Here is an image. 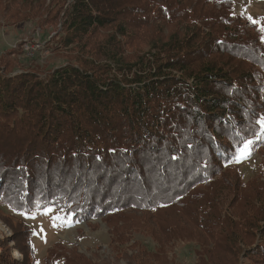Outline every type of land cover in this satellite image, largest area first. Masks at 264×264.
<instances>
[{
    "label": "trees",
    "instance_id": "1",
    "mask_svg": "<svg viewBox=\"0 0 264 264\" xmlns=\"http://www.w3.org/2000/svg\"><path fill=\"white\" fill-rule=\"evenodd\" d=\"M19 1L35 11L30 20L60 26L61 45L84 60L45 78L0 75V201L63 207L79 220L148 214L121 227L127 240L174 207L180 225L198 200L208 216L201 246L223 240L208 252L233 255L221 264H233L241 245L258 244L247 257L262 254L264 189L245 197L232 224L223 201L232 195L234 206L243 190L222 170L245 140L264 142V33L244 28L232 0ZM219 182L220 193L202 189Z\"/></svg>",
    "mask_w": 264,
    "mask_h": 264
},
{
    "label": "rangeland",
    "instance_id": "2",
    "mask_svg": "<svg viewBox=\"0 0 264 264\" xmlns=\"http://www.w3.org/2000/svg\"><path fill=\"white\" fill-rule=\"evenodd\" d=\"M50 1H47V5ZM213 1L218 3L225 0ZM232 4L234 14L241 17L244 28L252 33L260 32L261 27H264V0H232ZM30 11L31 9L24 7L19 0H0V75L9 71L8 76H20L36 70L37 76L45 78L49 72L59 67L75 63L76 60H84L83 53L75 48L76 45H61L65 33L61 31L60 26L46 25L41 18L30 20L26 14L35 12ZM249 17L257 23L253 24ZM157 30L158 28H152L147 33L148 36ZM141 45L143 47V44ZM132 48L126 52L129 57L137 46ZM261 114L264 117V107ZM252 149L249 158L239 163L235 160L222 170L230 178L239 180V188L243 190L244 198L234 206L229 204L232 195H228V199L223 201L224 208L230 209L232 224L245 213L248 203L245 197H253L257 189H264V142L256 148L253 144ZM39 177L44 180V175ZM202 189L211 195L213 191L222 192L225 187L219 182ZM27 195L29 196V193H25V196ZM8 196L12 199L10 194ZM257 197L259 196H256V199ZM15 202L16 207L0 201V264H221L224 260L233 259V255L224 249L212 254L208 252L215 250V246H222L223 240L219 243L206 241L205 247L201 246L206 240L203 228L204 221L208 223V216L199 214L196 209L198 200L193 202L191 210L187 209L188 206L182 209L187 212L188 218L183 219L185 222L180 225L177 220L182 219V213L179 214L178 207H174L173 215H168L171 210H167L160 214L157 222L148 219L147 222L141 223L137 233L130 232L128 241L126 237L120 238L121 227L128 220H145L148 214L130 211V217L79 220L72 217L63 207L49 206L54 211L49 215H41L37 209L26 211L24 205L18 204V200ZM195 213H198L199 217H196ZM33 215L35 219L31 218ZM54 215L70 218L73 226L53 227L51 217ZM193 217L197 222L192 221ZM228 225H231V222L223 221L218 229L223 233V228ZM217 233H220V230ZM226 234L225 230L223 235ZM206 245L210 246V250ZM257 245L253 243L249 248L239 246L240 250L238 253L235 251L236 259L233 264H264V252L247 257L249 251ZM20 247L26 249V256L21 255L18 250Z\"/></svg>",
    "mask_w": 264,
    "mask_h": 264
},
{
    "label": "snow or ice",
    "instance_id": "3",
    "mask_svg": "<svg viewBox=\"0 0 264 264\" xmlns=\"http://www.w3.org/2000/svg\"><path fill=\"white\" fill-rule=\"evenodd\" d=\"M251 22L253 24H256L257 21L249 17ZM261 32H264V27H261ZM262 42H264V36L261 37ZM257 123L260 125L261 131H264V117L260 118ZM259 138V134H257V139ZM253 145L252 140H245L243 145L239 147L236 151V155L234 159L236 160L237 163L241 162L244 159H247L251 155V151ZM37 210L40 212L41 215H49L54 211L53 208L51 207H46L41 210V206L37 205ZM31 218L35 219V215H33ZM52 219V226L53 227H58V226H67V227H72L73 226V221L70 218H66L65 216L62 215H54L51 217ZM78 223V221H77Z\"/></svg>",
    "mask_w": 264,
    "mask_h": 264
}]
</instances>
